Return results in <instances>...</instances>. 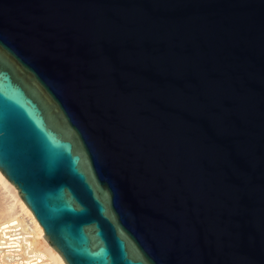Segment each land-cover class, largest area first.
<instances>
[{
	"label": "water",
	"instance_id": "water-1",
	"mask_svg": "<svg viewBox=\"0 0 264 264\" xmlns=\"http://www.w3.org/2000/svg\"><path fill=\"white\" fill-rule=\"evenodd\" d=\"M0 170L66 264H264V0H0Z\"/></svg>",
	"mask_w": 264,
	"mask_h": 264
},
{
	"label": "bare ground",
	"instance_id": "bare-ground-1",
	"mask_svg": "<svg viewBox=\"0 0 264 264\" xmlns=\"http://www.w3.org/2000/svg\"><path fill=\"white\" fill-rule=\"evenodd\" d=\"M14 217H20L28 223L32 232L31 243L41 257L38 264H66L43 236L42 226L20 197L15 185L0 170V221Z\"/></svg>",
	"mask_w": 264,
	"mask_h": 264
},
{
	"label": "built area",
	"instance_id": "built-area-1",
	"mask_svg": "<svg viewBox=\"0 0 264 264\" xmlns=\"http://www.w3.org/2000/svg\"><path fill=\"white\" fill-rule=\"evenodd\" d=\"M31 237V229L22 218L1 220L0 264H38L41 257Z\"/></svg>",
	"mask_w": 264,
	"mask_h": 264
}]
</instances>
